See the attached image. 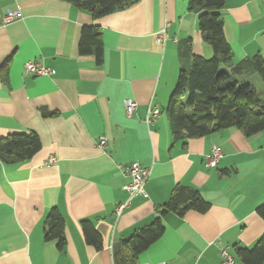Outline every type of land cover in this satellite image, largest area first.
<instances>
[{"label":"crops","instance_id":"obj_1","mask_svg":"<svg viewBox=\"0 0 264 264\" xmlns=\"http://www.w3.org/2000/svg\"><path fill=\"white\" fill-rule=\"evenodd\" d=\"M187 9L188 0H140L93 20L60 0H0V139L32 132L41 145L23 162L0 164V264H114L113 248L150 225L178 186L198 191L209 210L166 215L162 236L137 264H223L222 250L243 264L235 248L249 249L264 234L256 213L264 203V131L172 140L166 108L183 43L191 39L193 55L213 56ZM9 11L20 18L4 24ZM219 14L232 52L222 71L264 59V0H225ZM87 26L101 32V65L79 55ZM27 62L54 73L25 74ZM244 73L256 72L236 76L250 85ZM128 100L137 103L130 117ZM148 106L160 114L147 125ZM213 146L223 157L210 169L205 157ZM134 163L149 170L142 195L126 189L124 170ZM52 209L63 219L62 248L44 239ZM84 221L101 236L99 251L86 244Z\"/></svg>","mask_w":264,"mask_h":264},{"label":"trees","instance_id":"obj_2","mask_svg":"<svg viewBox=\"0 0 264 264\" xmlns=\"http://www.w3.org/2000/svg\"><path fill=\"white\" fill-rule=\"evenodd\" d=\"M79 10L88 12L98 20L123 11L140 0H60ZM225 0H188V12L197 15L202 40L213 51L210 59L193 55L191 39L183 44L179 56L182 60L178 78L166 108L171 138L174 142L202 138L227 129H236L245 137L264 131V99L247 83H239L237 75L251 70L264 82V59L256 55L244 60L230 71H222L221 65L232 59V52L223 33V21L219 14ZM78 52L93 56L96 64L103 62L104 52L101 32L96 26L83 27ZM4 69H6L4 71ZM3 71L7 74L6 65ZM47 116V115H45ZM48 116H50L48 114ZM39 138L34 133L10 134L0 139V164H16L31 158L40 149ZM210 204L196 190L176 187L167 203L160 207L158 217L148 226L135 231L127 241L113 248L114 264H137V258L163 234L162 219L169 213L182 217L188 211L204 214ZM257 215L264 221V203L257 207ZM44 231L45 241L57 240L64 246L63 219L56 209L49 212ZM82 232L87 245L99 251L101 236L94 226L82 222ZM243 264H264V234L253 247L235 248Z\"/></svg>","mask_w":264,"mask_h":264},{"label":"built area","instance_id":"obj_3","mask_svg":"<svg viewBox=\"0 0 264 264\" xmlns=\"http://www.w3.org/2000/svg\"><path fill=\"white\" fill-rule=\"evenodd\" d=\"M20 18V12L18 11H9L7 14L3 17V23L9 24L17 19ZM165 39V34L158 35L157 42L162 43ZM24 73L25 74H33L35 76H50L54 72L53 70L46 68L44 66H41L38 63L34 62H27L24 65ZM137 108V103L132 100H128L124 103V110L127 117L132 116V114L135 112ZM160 114V110L157 107L148 106L145 122L146 124H150L155 118L158 117ZM106 145V140L104 138L99 139L98 146L100 148L104 147ZM223 154L219 147L213 146L211 152L209 155L205 157V166L207 168H216L219 161L222 159ZM49 164L54 163V159L50 158L48 160ZM125 173L130 177V183L126 186L127 191L131 195H142L143 194V187L145 185L146 180L149 177V170L140 166L137 163L131 164L130 166L125 168ZM123 206H120L117 208V215L121 212L123 209ZM221 258L223 259V264H233L234 260L233 258L227 254L225 250L221 251ZM148 264V263H145Z\"/></svg>","mask_w":264,"mask_h":264},{"label":"rangeland","instance_id":"obj_4","mask_svg":"<svg viewBox=\"0 0 264 264\" xmlns=\"http://www.w3.org/2000/svg\"><path fill=\"white\" fill-rule=\"evenodd\" d=\"M178 77V76H177ZM243 78L248 80L251 86L254 87L260 99H264V82L259 78L256 73L251 75L250 73H244Z\"/></svg>","mask_w":264,"mask_h":264}]
</instances>
